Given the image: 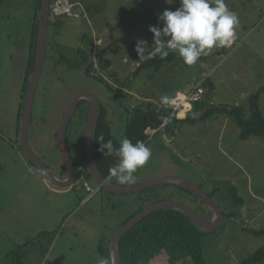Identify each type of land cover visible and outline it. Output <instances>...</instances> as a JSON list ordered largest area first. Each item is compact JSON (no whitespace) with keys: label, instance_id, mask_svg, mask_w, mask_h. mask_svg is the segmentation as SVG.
Returning a JSON list of instances; mask_svg holds the SVG:
<instances>
[{"label":"rangeland","instance_id":"rangeland-1","mask_svg":"<svg viewBox=\"0 0 264 264\" xmlns=\"http://www.w3.org/2000/svg\"><path fill=\"white\" fill-rule=\"evenodd\" d=\"M74 1L80 17L58 19L62 21L59 32L47 29L46 58L28 128L31 150L56 177L66 178L57 145L58 125L82 91L94 94L104 105L111 133L119 143L125 138L128 114L134 106L153 111L157 103L163 105L162 96L186 93L206 79L214 84L212 92L204 86L208 104L241 106L244 118H249V99L264 88V0H225L240 20L238 38L230 48L213 49L193 66L185 65L173 52L175 62L136 75L133 68L142 61L135 51L137 41L145 40L151 47L149 27H162L158 17L166 9L180 8V0L171 4L166 0ZM34 4L33 0H0V264H19L13 261V254L23 244H27L20 248L23 264H96L100 258L109 259L100 253L101 247L105 250V238L114 236L140 206H147V197L154 203H182L204 219L212 218L213 211L199 198L178 192L173 184L131 194L105 190L93 194L97 184L81 157L87 120L77 113L67 129V146L78 177L86 170L83 181L78 180L75 188L66 192L67 188L52 185L30 164L20 146L18 112L24 102L21 89L29 62ZM82 54L89 58L90 75L100 81L58 62L60 56L76 61ZM99 54L110 62L109 67L103 68L96 58ZM116 90L121 92L116 94ZM258 106L264 117V93L259 95ZM169 129H174V134L170 135ZM169 129L148 137L151 159L136 173L133 185L178 178L213 193L211 199L230 217L222 215L213 232L198 228L204 232L205 261L240 264L264 246V236L244 231H264V136L240 141L237 124L220 115ZM114 183L122 185L116 179ZM232 187L242 206L232 197ZM164 260L160 254L150 264H163ZM185 264L192 263L188 260Z\"/></svg>","mask_w":264,"mask_h":264},{"label":"trees","instance_id":"trees-1","mask_svg":"<svg viewBox=\"0 0 264 264\" xmlns=\"http://www.w3.org/2000/svg\"><path fill=\"white\" fill-rule=\"evenodd\" d=\"M33 1L35 2V22L31 31L27 75L32 72L34 67L38 21L41 8V0ZM49 1L51 3L53 0ZM61 24L62 21L51 20L49 14L48 27H52L53 29H56L58 31V28L61 27ZM47 42L48 36L46 40V46ZM96 58L99 60V62L103 63V68H107L110 66V62L108 60H103L102 55L99 54L98 56H96ZM88 60V56L86 54H82L80 56V59H77L76 61H71L63 56H60L58 62L66 65L69 69L83 70L86 77L100 81V79H98L97 77H93L90 75V64ZM176 60L177 57L173 52H170L168 57H166L165 59H160L159 57H156L151 60H142L139 65L133 70V75H136L140 71L146 69L158 70L164 64L173 63ZM201 85L203 87L207 86L209 92H212L214 90V84L209 79L203 81ZM106 86L109 90L112 91L111 87H109L108 85ZM119 92H121V90L115 91L116 94H118ZM261 93H264V88L260 89L259 91H257L256 94L250 97V115L248 119L244 118L241 106H232L229 104L212 105L208 104V102L203 98V100L194 103L191 109L186 113L184 117L172 118L170 124L165 129L167 131L170 127L174 128L176 124L179 123L188 126H193L197 123L205 122L206 120L211 119L214 116L220 115L227 120L230 119L234 121L237 124V126L239 127V140L246 141L252 137H263L264 117L258 106V99ZM159 106L162 105H155V108H153L154 110L152 109L153 111L143 109V107L141 106H134L131 112L128 114L125 126V138L131 140L133 144H135L136 141H143L146 144L148 140L146 130L148 128L158 129L160 124L162 123L163 118L168 115V111L159 108ZM80 110V116L87 117V109L81 108ZM18 118L21 121V108L18 112ZM165 129L158 130L157 133H162L163 131H165ZM169 131L170 135L174 134V129H169ZM100 137L104 138V142L112 140L113 145L116 148L120 146V143L113 137L111 133L110 122L107 118V110L104 105L99 102L98 113L96 116L92 135V154L99 173L104 178H109V169L117 163V158L115 156H104V154L99 151L101 142ZM109 180L113 184H115V178ZM176 187L178 189V192L196 197L189 190L178 186ZM199 188L202 189V187L200 186ZM100 190L102 191L104 189L101 188ZM207 194L209 197L212 198L213 193ZM231 195L235 198V200L239 201V203H241L240 206H242L243 202L241 199L238 198L237 191L234 187H232L231 189ZM196 198L198 199V197ZM150 199V197L144 199L146 202L149 203L148 205H151L155 202ZM147 206H140L136 211H134L124 220L123 224ZM196 213L204 218V216L199 212ZM222 215L224 217L226 216V218L230 217V215H225L223 212ZM198 228L199 227H197L189 217L179 211L171 209L155 211L149 214L148 216L144 217L141 221L135 224L127 233H125L121 237L119 242L121 264H150L152 261L158 258L160 254H164L165 256L163 264H185L188 260L192 264H207V262L205 261L204 252L201 244V239L205 231L201 233ZM244 231L256 237L264 236L263 230L246 228ZM102 248L103 247L100 248V253L105 254L106 252L105 255L109 257V255L107 254L108 251H105ZM20 252L21 251L19 248L18 252L13 254V261L17 260L19 264H23ZM263 263L264 246L258 248L252 254L248 255L246 258L240 261V264Z\"/></svg>","mask_w":264,"mask_h":264},{"label":"clouds","instance_id":"clouds-1","mask_svg":"<svg viewBox=\"0 0 264 264\" xmlns=\"http://www.w3.org/2000/svg\"><path fill=\"white\" fill-rule=\"evenodd\" d=\"M166 2L171 4L172 0ZM180 4L177 10L166 9L158 17L162 27H149L153 36L151 47L145 40L137 41L135 51L139 60L165 59L172 51L179 54L185 65L193 66L213 49L230 48L235 43L240 20L225 0H180ZM127 59L128 56L125 62ZM170 102L169 96L161 97L162 104ZM183 115L181 113V117ZM100 141L99 151L104 156L117 158V163L109 169V179L115 178L122 185L135 184L136 173L151 159V149L143 141L133 144L128 138H122L118 148L114 147L112 140L104 142L100 137ZM96 264H110V260L100 258Z\"/></svg>","mask_w":264,"mask_h":264},{"label":"water","instance_id":"water-1","mask_svg":"<svg viewBox=\"0 0 264 264\" xmlns=\"http://www.w3.org/2000/svg\"><path fill=\"white\" fill-rule=\"evenodd\" d=\"M49 7H50L49 0H41V8H40L37 38H36L34 67L27 91L26 103L21 121L20 141H21L22 152L25 155V157L40 172V174L52 185L58 188L66 189L76 184L77 177L75 175V168L66 148L65 137H66L67 124L76 110L78 101L84 99L88 102L87 122H86L85 137H84L85 158L89 173L92 176L95 183L97 184V187L102 188L105 191L113 194H131L161 184H173L192 192L214 213L213 218L208 220V219H204L203 217L198 215L195 211H193L192 209H190L189 207H187L185 204L182 203H178L174 201H164V202H156L151 205H148L143 210L135 214L130 220L124 223L114 234L110 242V249H109L111 254L112 264H121V257L119 252V242L121 237L125 233H127L135 224L141 221L144 217L148 216L149 214L155 211H159L163 209L176 210L189 217L193 221V223L201 230L205 232L215 231L219 227L221 222V218H222L221 210L218 207V205L211 199V197H209L208 194L198 186H195L188 181L181 180L178 178H161L158 180L146 181L136 185L119 186L113 184L109 180V178H104L99 173L95 165L92 154V135L96 121V116L98 113L99 102L97 97L90 92L82 91L73 98L72 102L70 103V106L66 110L58 127V147L61 158L67 168L69 179L67 180L59 179L58 177L53 175L50 172V170L46 167V165L42 161H40L38 157L33 153L28 142V128L31 121V111L33 105L34 92L36 90V85L41 75V71L46 56V40H47V29L49 22ZM133 69H135V67Z\"/></svg>","mask_w":264,"mask_h":264},{"label":"built area","instance_id":"built-area-1","mask_svg":"<svg viewBox=\"0 0 264 264\" xmlns=\"http://www.w3.org/2000/svg\"><path fill=\"white\" fill-rule=\"evenodd\" d=\"M49 14L51 20H58L62 18L77 19L80 17L79 13L76 11V5L71 0H53L50 3ZM206 94V89L200 84L194 89L187 91L186 93H177L170 98L171 102L168 105L159 106V108L168 111V115L163 118L162 123L158 129L148 128L146 134L148 137L154 136L158 130H164L171 122L172 118H180L181 113L183 117L191 109L192 105L196 102L203 100ZM79 172V180L83 181L84 171ZM86 191L91 193L90 187L85 183ZM98 191V188L93 191V194Z\"/></svg>","mask_w":264,"mask_h":264},{"label":"flooded vegetation","instance_id":"flooded-vegetation-1","mask_svg":"<svg viewBox=\"0 0 264 264\" xmlns=\"http://www.w3.org/2000/svg\"><path fill=\"white\" fill-rule=\"evenodd\" d=\"M32 72H33V70H32ZM32 72L30 73V75L28 76L27 75V72H26V74H25V76L23 77L24 79H23V83H22V89H21V92L23 93V97H24V102H23V107L21 108L22 109V115H23V111H24V107H25V103H26V96H27V91H28V87H29V83H30V80H31V76H32ZM39 79H40V77H39ZM38 82H39V80H38ZM38 82H37V85H36V90H35V92H34V97H33V105H32V110H33V107H34V101H35V94L37 93V88H38ZM25 86H26V89H25ZM37 97V96H36ZM79 105H81V106H83L84 107V109L86 108L87 109V113H88V102L87 101H84V100H79L78 101V104H77V107H76V110H75V112H74V114L72 115V117L70 118V120H69V122H68V124H67V128H66V137H65V142H66V148H67V151H68V146H67V135L69 134L68 132H67V129H68V127H69V124L71 123V121H72V119L75 117V115H76V113H77V115L79 116L80 115V107H79ZM67 110V109H66ZM77 111V112H76ZM66 112V111H65ZM65 112H64V114H65ZM64 114H63V116H64ZM31 116H32V111H31ZM63 116H62V118H63ZM62 120V119H61ZM61 120H60V122H61ZM86 120H87V117H86ZM21 121H22V118H21ZM20 122V121H19ZM87 122V121H86ZM30 123H31V121H30ZM30 125V124H29ZM59 126V125H58ZM73 130H75L74 128L72 129V131H71V133L73 132ZM68 133V134H67ZM16 134V133H15ZM18 135V134H17ZM57 145H58V134H57ZM68 154H69V151H68ZM69 156H70V154H69ZM81 157L84 159V164L86 165V169L88 170V167H87V163H86V158H85V147H84V140H83V150H82V152H81ZM70 159H71V156H70ZM71 161H72V159H71ZM72 163H73V165H74V168H75V175H76V177H77V181H78V171H77V168H76V165H75V163L72 161ZM65 165V164H64ZM47 168H48V166H47ZM64 168V171H65V174H66V178H64V180H67V179H69L68 177H69V174H68V171H67V168H66V166L65 167H63ZM49 169V168H48ZM50 170V169H49ZM51 172V171H50ZM88 172H89V170H88ZM52 173V172H51ZM53 174V173H52ZM54 175V174H53ZM77 184V183H76ZM99 191H101V190H99Z\"/></svg>","mask_w":264,"mask_h":264},{"label":"crops","instance_id":"crops-1","mask_svg":"<svg viewBox=\"0 0 264 264\" xmlns=\"http://www.w3.org/2000/svg\"><path fill=\"white\" fill-rule=\"evenodd\" d=\"M72 2H75L74 0H71ZM176 92H180V91H176ZM125 93H126V91H125ZM127 94V93H126ZM167 96H169V98H171V94L170 93H168L167 94ZM147 100H149V99H147ZM149 101H152V100H149ZM156 105H160L159 103H157ZM177 125V124H176ZM164 138V137H163ZM241 141V140H240ZM247 141V140H246ZM44 181V180H43ZM45 182V181H44ZM75 185V184H74ZM71 186V187H69V188H67V190H66V192H68L71 188H75V186ZM121 186H124V185H121ZM126 186V185H125ZM65 192V191H64ZM213 218V217H212ZM212 218H209L208 220H210V219H212ZM113 238V236L112 235H108L106 238H105V251L107 250H109L110 249V242H111V240H112V238ZM109 242V244H108V246H107V243ZM21 243V242H20ZM21 245V244H20ZM27 246V244L25 245V244H23V245H21V246H19L18 248H25ZM107 253H109V252H107ZM105 254H106V252H105ZM109 255V260H110V264H112V261H111V256H110V254H108ZM23 260H24V257H23Z\"/></svg>","mask_w":264,"mask_h":264}]
</instances>
